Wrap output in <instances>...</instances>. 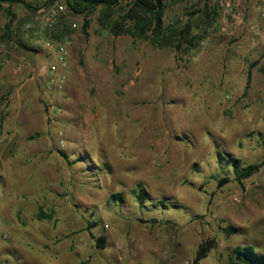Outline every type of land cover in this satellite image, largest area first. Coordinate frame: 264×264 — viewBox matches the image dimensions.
Returning <instances> with one entry per match:
<instances>
[{
	"label": "rangeland",
	"instance_id": "rangeland-1",
	"mask_svg": "<svg viewBox=\"0 0 264 264\" xmlns=\"http://www.w3.org/2000/svg\"><path fill=\"white\" fill-rule=\"evenodd\" d=\"M231 1L168 0L195 36L179 47L113 35L98 11L49 24L60 0L2 2L0 264L264 254V163L239 181L227 161L264 162V0Z\"/></svg>",
	"mask_w": 264,
	"mask_h": 264
},
{
	"label": "trees",
	"instance_id": "trees-1",
	"mask_svg": "<svg viewBox=\"0 0 264 264\" xmlns=\"http://www.w3.org/2000/svg\"><path fill=\"white\" fill-rule=\"evenodd\" d=\"M56 0H44L43 4L51 3ZM68 11L75 15L88 16L98 11V19L105 25L113 35L132 34L136 38L149 41L155 46H172L179 47L181 40L190 43L191 36L190 24L184 23L181 27L177 26L174 21L166 23V10L168 0H60ZM7 2L9 6L14 3H26L25 0H0ZM30 4L27 3V6ZM119 10L116 12L115 10ZM116 12V13H115ZM14 16L13 14H11ZM88 21H86L87 23ZM10 24H7V29ZM7 35L9 29L6 31ZM191 47V46H190ZM236 172V179L241 181L242 178L248 177L257 172L264 162L250 163L241 166V161L229 154L227 159ZM145 193L141 188L138 197ZM113 197L121 199V193H114ZM142 198V197H141ZM227 235L233 234L237 228L232 225L224 227ZM92 235V233H91ZM93 236V235H92ZM103 237L97 238V245H103ZM209 250V246L200 245L198 247L195 262L204 258ZM233 253L241 261V264H264V254L258 253L252 245H239L234 247ZM79 264H82L81 262ZM234 264V263H233ZM236 264V263H235Z\"/></svg>",
	"mask_w": 264,
	"mask_h": 264
},
{
	"label": "built area",
	"instance_id": "built-area-1",
	"mask_svg": "<svg viewBox=\"0 0 264 264\" xmlns=\"http://www.w3.org/2000/svg\"><path fill=\"white\" fill-rule=\"evenodd\" d=\"M220 2L225 6V9L229 10L231 9L232 6V1L231 0H220ZM67 7L66 5L62 2L60 4H53L50 8L47 9L46 11V19L47 22H49V24H51V22H53L56 18V14L58 11H66ZM262 15H264V7H262ZM60 52V62H62L63 65H65L66 63L64 62V58L62 56V53L64 52L63 48H61L59 50ZM64 73L60 72V74L58 75V78L56 79V84L58 86H61L62 82L64 81Z\"/></svg>",
	"mask_w": 264,
	"mask_h": 264
}]
</instances>
